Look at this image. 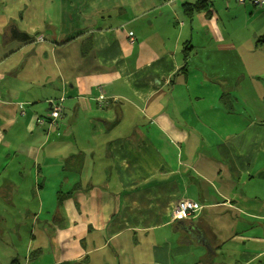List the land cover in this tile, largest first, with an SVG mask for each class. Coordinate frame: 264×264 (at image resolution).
I'll return each instance as SVG.
<instances>
[{
    "label": "crops",
    "instance_id": "obj_1",
    "mask_svg": "<svg viewBox=\"0 0 264 264\" xmlns=\"http://www.w3.org/2000/svg\"><path fill=\"white\" fill-rule=\"evenodd\" d=\"M197 1L0 23V264H264V8Z\"/></svg>",
    "mask_w": 264,
    "mask_h": 264
},
{
    "label": "rangeland",
    "instance_id": "obj_2",
    "mask_svg": "<svg viewBox=\"0 0 264 264\" xmlns=\"http://www.w3.org/2000/svg\"><path fill=\"white\" fill-rule=\"evenodd\" d=\"M38 0H0V23H7L10 17H18L23 12L24 20L32 19L38 28H44V15L42 9L37 4ZM44 34L40 32L38 40H43ZM58 99V98H57ZM54 99V100H57ZM47 113V112H46ZM49 113V112H48ZM8 224L7 227H10ZM1 228H5L6 224H0ZM4 235L10 234L8 231L3 232Z\"/></svg>",
    "mask_w": 264,
    "mask_h": 264
},
{
    "label": "built area",
    "instance_id": "obj_3",
    "mask_svg": "<svg viewBox=\"0 0 264 264\" xmlns=\"http://www.w3.org/2000/svg\"><path fill=\"white\" fill-rule=\"evenodd\" d=\"M239 3L245 2V0H237ZM254 5L264 8V0H249ZM131 36V34H130ZM104 97L100 95L98 97L99 101H103ZM63 97H59L57 100H50V124L54 125L56 121L60 118L61 108H62ZM203 209V205L190 199L179 200L171 211V219L174 221H182L187 218L197 215Z\"/></svg>",
    "mask_w": 264,
    "mask_h": 264
},
{
    "label": "trees",
    "instance_id": "obj_4",
    "mask_svg": "<svg viewBox=\"0 0 264 264\" xmlns=\"http://www.w3.org/2000/svg\"><path fill=\"white\" fill-rule=\"evenodd\" d=\"M182 7L188 17L194 16L199 12H204L206 15H209L210 4L206 0H198L194 4H185ZM257 44L264 49V37L258 39ZM184 52H186V50H184ZM10 264H19V262L17 260H12Z\"/></svg>",
    "mask_w": 264,
    "mask_h": 264
},
{
    "label": "clouds",
    "instance_id": "obj_5",
    "mask_svg": "<svg viewBox=\"0 0 264 264\" xmlns=\"http://www.w3.org/2000/svg\"><path fill=\"white\" fill-rule=\"evenodd\" d=\"M199 213H200V212H199ZM199 213H198V214H199Z\"/></svg>",
    "mask_w": 264,
    "mask_h": 264
}]
</instances>
